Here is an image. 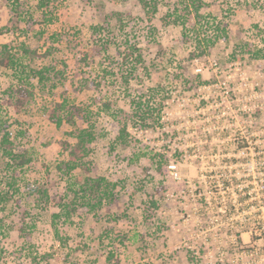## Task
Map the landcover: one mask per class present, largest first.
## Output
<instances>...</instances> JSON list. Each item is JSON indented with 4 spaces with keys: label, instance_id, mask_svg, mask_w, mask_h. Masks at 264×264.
Here are the masks:
<instances>
[{
    "label": "rangeland",
    "instance_id": "374dc122",
    "mask_svg": "<svg viewBox=\"0 0 264 264\" xmlns=\"http://www.w3.org/2000/svg\"><path fill=\"white\" fill-rule=\"evenodd\" d=\"M38 1L0 0V29H11L0 34V48L21 55L24 42L41 54L49 50L31 64L57 71L46 87L36 81L35 97L18 110L6 93L18 74L0 65L1 116L18 150L36 149L25 181L42 184L51 197L44 209L31 206L25 233L13 210H0V264H264V60L232 57L238 45L264 47V0H205L201 13L227 33L205 55L190 31L194 14L186 15V29L169 17L177 5L184 14L179 0H157L154 17L138 0H62L48 26L41 25ZM13 7L28 30L19 29ZM207 32L223 35L209 25ZM128 43L142 49L144 62L127 83ZM104 68L112 70L110 83ZM90 70L100 76L96 85ZM141 95L158 108L156 127L122 111L131 113ZM63 98L96 111L107 103L117 115H97L91 171L80 175L116 182L118 199L97 213L79 205L72 223L58 221L56 230L53 215L73 192L64 196L70 180L55 166L67 156L63 142L75 140L69 125L50 122L45 107ZM125 122L130 144L115 146ZM157 153L177 164L180 177L172 168L158 173ZM2 166L0 159V172Z\"/></svg>",
    "mask_w": 264,
    "mask_h": 264
},
{
    "label": "trees",
    "instance_id": "16d2710c",
    "mask_svg": "<svg viewBox=\"0 0 264 264\" xmlns=\"http://www.w3.org/2000/svg\"><path fill=\"white\" fill-rule=\"evenodd\" d=\"M62 0H39L36 8L41 11L42 24L48 26L53 23L57 17L54 12L55 5H58ZM146 10V13L154 17L158 11L157 0H138ZM181 7L185 9L184 14H178L179 6L175 10L169 13V17H174L171 21L182 25L183 29L187 28L188 18L190 14L195 16V24L190 31H193L196 39V50H199L200 55L208 54L210 48L215 45L218 37H226V29L222 28L220 24L216 25L217 20L211 22V19H207L201 13L202 8L206 5L205 0H179ZM15 15H17V23L19 29L25 31L29 29L28 20L23 16L18 7H13ZM187 15V16H186ZM150 17V18H151ZM216 27L218 31L223 33L222 36L216 35V33L210 35L207 32V26ZM11 27V26H10ZM11 29L9 27L1 28L0 34H4ZM42 31V30H41ZM127 49L123 53V62L133 59V68H129V71H123L122 75L125 81L128 83L129 79L134 77V71H136L140 64L144 62V56L142 49L136 44H127ZM20 54L12 53V50L7 44H4L0 48V65L2 67H8L16 72L19 78L17 84H12L6 93L8 100L14 104L18 110H23L25 106L31 102L35 97L34 88L36 81L43 86H47L48 81L51 80L53 71L57 69L54 65H46L42 67L34 66L31 64V60L35 58H45L49 55L50 51L47 50L44 54L39 51L31 49L29 45L22 42L19 44ZM244 53L247 57L253 59L264 60V47L252 48L251 46H236L232 52V57L236 58L238 54ZM242 55V54H241ZM27 58L28 62H23V59ZM124 64V63H123ZM112 66V65H111ZM110 67V66H108ZM59 73V72H58ZM103 78L108 80L110 78L112 70L104 68ZM94 71L90 70V77L92 83L96 85L97 77L94 75ZM100 77V76H99ZM94 78H96L94 80ZM53 84L52 87H56ZM150 97L139 96L133 98L131 101V113H124L129 118L138 119L141 122L142 127H156L155 123H159L158 108L150 102ZM7 100V101H8ZM14 100V101H13ZM98 100L95 101L99 104ZM100 105V104H99ZM4 102L0 99V159L3 161L1 167L0 176V210H6L10 208L13 215H16L19 219L20 230L25 233L27 227V221L30 217L31 206H38L41 209L45 208V202L50 200V194L48 188H45L42 184L37 182H26L25 172L28 167L37 159L36 149H26L23 151L18 150L17 135L9 130V125L3 120L1 116ZM98 111L94 110L91 105H77L72 103L70 99L63 98L62 101H55L50 107H45V113L50 122L57 127H63L69 125L72 129L68 132L69 136L75 141L65 140L63 142V150L67 154V158L57 162L55 168L58 170L62 177L69 179L70 182L64 189V196H69L70 192H73L71 201L60 204V211L53 215L54 224L58 226V221H68L72 223V217L78 211V206L83 205L89 207L90 211L97 213L98 208L103 206L104 203H114L118 199L117 183L108 180L105 176H81V172L91 171L89 165V159L93 151V144L98 139V133L96 132V117L100 111L108 112L112 117L117 118V115L112 111V107L103 103ZM157 115V118H155ZM115 146H129L130 133L128 131V123L125 122L119 131L115 141ZM155 165L157 171L161 175L165 176L169 173L170 160L167 156L162 154H156ZM25 189V190H24ZM31 199V200H30ZM156 205V202H152ZM6 225L3 224V219H0V235H5ZM1 239V238H0ZM1 243V241H0ZM31 259L36 261L37 257L29 255ZM113 258V254H110ZM3 248L0 244V263H3ZM116 264H119L117 262Z\"/></svg>",
    "mask_w": 264,
    "mask_h": 264
},
{
    "label": "built area",
    "instance_id": "2783aa9c",
    "mask_svg": "<svg viewBox=\"0 0 264 264\" xmlns=\"http://www.w3.org/2000/svg\"><path fill=\"white\" fill-rule=\"evenodd\" d=\"M176 167H177V164H172V165H170V168L173 169V171H172L173 176H174L175 178H178V177H180V176H179V172L176 171V169H175ZM174 170H175V171H174Z\"/></svg>",
    "mask_w": 264,
    "mask_h": 264
}]
</instances>
